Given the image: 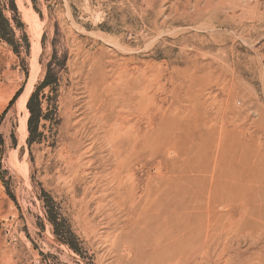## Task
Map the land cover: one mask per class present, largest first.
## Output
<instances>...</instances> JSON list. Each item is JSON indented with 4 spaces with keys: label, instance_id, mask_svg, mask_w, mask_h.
Segmentation results:
<instances>
[{
    "label": "rangeland",
    "instance_id": "1",
    "mask_svg": "<svg viewBox=\"0 0 264 264\" xmlns=\"http://www.w3.org/2000/svg\"><path fill=\"white\" fill-rule=\"evenodd\" d=\"M112 89L128 93V132L157 129L136 146L124 138L119 167L92 110L113 111ZM234 147L264 154V0H0V264H165L163 215L207 207L170 176L199 190L230 179ZM142 205L159 222L129 224ZM257 224L254 239L223 251L218 240L212 252L190 248L192 264H264V213Z\"/></svg>",
    "mask_w": 264,
    "mask_h": 264
},
{
    "label": "bare ground",
    "instance_id": "2",
    "mask_svg": "<svg viewBox=\"0 0 264 264\" xmlns=\"http://www.w3.org/2000/svg\"><path fill=\"white\" fill-rule=\"evenodd\" d=\"M40 40V39H39ZM39 44V43H38ZM123 73V72H122ZM124 83H126L124 81ZM135 86V85H134ZM136 87V86H135ZM126 89V87H125ZM128 89V87H127ZM126 89V90H127ZM134 89V88H132ZM131 89V90H132ZM137 89V88H135ZM134 89V91H135ZM131 90H129L131 92ZM128 91V92H129ZM125 92V91H122ZM137 92V90L135 91ZM134 92V93H135ZM120 92L115 91L114 89L111 90V93L108 95V97L112 96L111 100L112 102L115 103V107L113 109V111L108 114L105 113L104 114V110L103 111V107L102 106H92V110H93V114H94V123L96 124V126H98V129H107L106 131V138H107V143L108 146L110 148V150L112 151V158L114 156V158L116 157V161L118 164V167L121 166V162H122V153L123 150L126 152L127 149H123L124 146V138L128 139V141L130 140L131 142V146L133 145H137V143L144 137L147 139V142H150V140H153L155 138V133L157 132V129L154 131V127L151 126V130H147L148 132H145L143 134V132L141 131L140 128L137 127V124H134V127H132L133 130L129 131L130 129L127 130V127L125 125V122L127 121L125 117H123V108L124 103L123 100H121L120 98H125L127 96V91H126V95L121 96V94H119ZM132 93V92H131ZM140 92H138L137 94H139ZM29 95V94H28ZM130 95V94H129ZM132 95V94H131ZM141 95V94H140ZM133 96H135V94H133ZM128 97V96H127ZM127 97L125 99H127ZM138 96L135 97L134 100H132L131 105L133 106V111L131 112V116L137 117L140 109H141V102L140 99L138 101L137 99ZM92 98V97H90ZM89 98V99H90ZM124 99V101H125ZM121 100V101H120ZM23 101V100H22ZM101 101V100H100ZM99 101V102H100ZM128 101V100H127ZM126 101V102H127ZM117 102V103H116ZM113 103V104H114ZM90 104V101H89ZM100 105H102V101L100 103ZM130 105V104H129ZM130 105V106H131ZM111 106V105H110ZM108 106V107H110ZM116 106H120L122 109L119 110L117 116V121H121L119 124L114 123V124H109L111 120H109V117L112 115H114V110L116 108ZM129 106V107H130ZM128 107V105H127ZM25 108V107H24ZM126 108V107H125ZM110 109V108H109ZM130 109V108H129ZM24 110V109H23ZM26 111V110H25ZM126 111V109H125ZM129 111V110H128ZM110 112V111H109ZM130 112V111H129ZM104 114V115H103ZM116 118V117H115ZM27 119V118H26ZM107 120V121H106ZM150 122V121H149ZM236 122V121H235ZM234 122V123H235ZM27 123V122H26ZM84 123V121H83ZM237 123V122H236ZM98 124V125H97ZM224 124V123H223ZM81 125V124H80ZM85 125V123H84ZM208 125V123H207ZM222 125V124H221ZM233 125V124H231ZM235 125V124H234ZM233 125V127H234ZM205 126V125H204ZM212 126V125H211ZM210 126V127H211ZM227 126V125H226ZM240 126V125H239ZM28 127V125H27ZM177 127V126H176ZM179 127V125H178ZM209 127V128H210ZM217 127V126H215ZM84 128V127H83ZM129 128V127H128ZM149 128V129H150ZM159 129V126L157 127ZM161 128V127H160ZM174 128V127H173ZM204 128V127H203ZM214 128V126H213ZM213 128L210 131H214ZM237 128H239L237 126ZM96 129V128H95ZM162 129V128H161ZM198 129V128H197ZM215 129V128H214ZM217 129V128H216ZM229 129V128H228ZM227 129V130H228ZM160 130V129H159ZM203 130V129H202ZM208 130V129H207ZM240 130V129H239ZM104 131V130H101ZM174 131V130H173ZM209 131V132H210ZM225 131V130H224ZM223 131V132H224ZM232 131V128H231ZM230 130L225 133L228 135V133L230 132L232 135H234ZM234 131V130H233ZM238 131V130H236ZM247 131V130H246ZM246 131H244L246 133ZM94 132V131H93ZM96 132V131H95ZM202 132V131H201ZM206 132V131H205ZM208 132V133H209ZM218 132V131H217ZM220 132V131H219ZM243 132V131H242ZM206 133V134H208ZM229 133V137L231 138V134ZM238 133V132H237ZM174 134V133H173ZM193 134V132H192ZM221 133H219L220 135ZM224 134V133H223ZM222 134V136H223ZM224 134V135H225ZM239 134V133H238ZM250 134V133H249ZM158 135V134H157ZM170 137H171V131H170ZM201 135V134H200ZM226 135V136H227ZM246 135V134H244ZM254 135V134H253ZM250 136V137H253ZM104 136V135H103ZM159 136V135H158ZM168 136V135H167ZM193 136V135H192ZM225 136V137H226ZM169 137V138H170ZM185 137V136H184ZM199 137V135H198ZM201 137V136H200ZM205 137V136H204ZM218 138L221 136H217ZM241 137H243V134H241ZM240 137V138H241ZM249 137V136H248ZM101 138V137H100ZM186 138V137H185ZM189 139V137H187ZM194 137H192L193 140ZM223 137H221L222 139ZM235 138L236 135H235ZM245 138V137H244ZM156 139V138H155ZM205 139V138H204ZM179 140V139H178ZM199 140V139H198ZM202 140V139H201ZM229 140V139H228ZM240 140V139H239ZM127 141V142H128ZM181 141V140H180ZM185 141V139H184ZM196 142V140H194ZM210 141V140H209ZM220 141V140H218ZM223 141V140H222ZM231 141V139H230ZM235 141V140H234ZM145 142V144L147 143ZM182 142V141H181ZM221 142V141H220ZM228 142V141H227ZM238 142V141H237ZM253 142V141H252ZM225 143V142H224ZM230 143V144H229ZM228 144L231 145L232 141L229 142ZM128 144V143H127ZM149 144V143H148ZM148 144H146L148 146ZM196 144V143H195ZM218 144V142L216 143ZM215 144V145H216ZM234 144V143H232ZM255 144V143H254ZM259 144V142H257V145ZM129 145V144H128ZM129 145V146H130ZM150 145V144H149ZM186 145V144H185ZM224 145V144H223ZM227 145V144H226ZM107 146V145H106ZM127 146V145H126ZM144 146V145H143ZM152 146V145H151ZM150 146V147H151ZM217 146H221V145H217ZM238 146V144H237ZM128 147V146H127ZM173 147V144L172 146ZM199 147V146H198ZM126 148V147H124ZM130 148V147H129ZM145 148H147L145 146ZM208 148V147H207ZM218 148V147H217ZM230 148V147H229ZM235 148V147H234ZM243 148V147H242ZM256 148V147H255ZM123 149V150H122ZM153 149V148H152ZM192 149V148H191ZM216 149V148H215ZM221 149V147H220ZM224 149V148H222ZM228 149V148H227ZM103 150V149H102ZM143 150V149H142ZM151 150V149H150ZM186 150V149H185ZM184 150V151H185ZM219 150V148H218ZM230 150V149H228ZM227 150V151H228ZM264 150V148H263ZM154 151V150H153ZM184 158L186 157L185 155H187V151L184 152ZM189 151H191L189 149ZM188 151V153H189ZM214 151V150H213ZM225 150V152H227ZM257 151V150H256ZM262 151V149H261ZM130 152V150H129ZM135 152V151H134ZM155 152V151H154ZM231 152V151H230ZM111 153V152H110ZM133 153V151L131 152ZM205 153V152H204ZM213 153V152H212ZM222 153V151H221ZM224 153V152H223ZM222 153V154H223ZM228 153V152H227ZM179 155V153H177ZM191 154V153H190ZM218 154V153H217ZM220 154V153H219ZM124 155V154H123ZM131 155V154H129ZM134 155V154H133ZM139 155V154H138ZM170 155V154H169ZM206 155V154H205ZM213 155V154H212ZM226 155V154H224ZM223 155V157H225ZM230 155V154H229ZM228 155V156H229ZM126 156V155H124ZM129 157V156H128ZM131 157V156H130ZM129 157V159H130ZM134 158V156H132ZM131 157V159H132ZM136 157V156H135ZM138 157V156H137ZM136 157V158H137ZM180 157L182 158V156L180 155ZM208 157V156H207ZM211 157V156H210ZM217 157V156H216ZM113 158V159H114ZM182 158V159H184ZM188 158V157H187ZM184 159V160H187ZM179 159V157L177 158V160ZM222 159V158H221ZM224 159V158H223ZM216 161L214 162V164L216 163V167L220 166V158H216ZM128 161V160H127ZM180 161H183L180 159ZM224 161V160H223ZM227 161V168H230L232 171L231 177L230 179H222L219 180L218 176L216 175L213 179H211L212 181L210 182L211 184L207 187H203L201 190H199L200 188H197V181L193 178L190 177H186V176H179L177 178H174L172 180V176L174 177V175H172V171L171 168L169 171H171L170 175V186H173L174 188L177 189L178 192H185V193H190L192 195V197L196 198L195 200H198L202 197L206 198L207 200V207L204 209V211L201 214H198L197 210H196V203L192 204V206L189 205V207H184L182 209L183 213L180 215H173L171 214H164L162 217V220L166 221V227L167 225H169L170 228V234L168 235L167 239L162 238V239H158L159 240V244L158 246L161 247L163 250H169L167 252L168 254V258L169 260L166 261L165 264H192V259H191V254L189 251L192 250V254L195 256L196 254H198L199 251H201L203 249V247H210L209 249H211V246L213 243H215L218 240V244H216V248L215 246H212V249H217L219 243L223 246L222 247V251L224 250L223 248H227L228 246H232V245H237L235 243L240 241V239L244 238L245 240L248 238H253V235L255 234V230H258V224H257V218L258 216H262V214L264 213V205L261 204V198L262 195L264 194V190L262 188V185H264V154L261 152H253L250 149H240L238 147H236L235 149H233V151L231 152V156L226 160ZM229 161V162H228ZM126 162V159H125ZM130 161H128L129 163ZM179 162V161H177ZM134 163V162H133ZM172 163V162H170ZM174 163V161H173ZM181 163V162H180ZM179 163V164H180ZM194 163V162H193ZM127 164V163H126ZM177 164V163H176ZM178 164V165H179ZM197 164V163H196ZM224 164V163H223ZM124 165V163H123ZM174 165V164H173ZM204 165V163H203ZM127 165H125L126 167ZM131 166V164H130ZM176 168V165H174ZM180 166V165H179ZM210 166V165H209ZM213 169H215V165H213ZM225 166V165H224ZM223 166V167H224ZM133 167V166H132ZM172 167V166H171ZM180 168V167H178ZM195 168V164H191V162H185L183 161L181 163V168L183 171H192ZM224 168V169H225ZM173 170V169H172ZM176 170V169H175ZM174 170V171H175ZM181 170V172H182ZM205 170V169H203ZM202 170V171H203ZM217 170V169H216ZM123 171V170H122ZM177 171V170H176ZM175 171V172H176ZM201 172V170H200ZM192 173V172H189ZM227 173V172H226ZM230 173V172H229ZM122 174V173H121ZM168 174V171H167ZM177 174V173H176ZM219 174H223V173H219ZM194 175V174H191ZM198 175V174H197ZM203 175V174H201ZM207 175V174H206ZM214 175V173H213ZM228 175V173H227ZM164 176V175H161ZM167 175L165 174V177ZM169 176V175H168ZM167 176V177H168ZM210 176V175H209ZM223 176V175H222ZM220 175V177H222ZM226 175L224 174V177ZM164 177V179H165ZM119 178V177H118ZM199 178V177H198ZM203 178V177H202ZM169 178H167L168 180ZM205 179V178H204ZM207 179V178H206ZM205 179V180H206ZM115 180V179H114ZM163 180V178L161 179ZM166 180V179H165ZM118 181V180H117ZM116 181V182H117ZM169 181V180H168ZM163 182V181H162ZM167 182V181H166ZM119 183V182H118ZM204 183V182H203ZM133 184V183H132ZM161 184V182H160ZM163 184V183H162ZM119 185V184H118ZM122 186V185H121ZM135 187V185H133ZM160 186V185H159ZM134 187H131L132 189ZM151 187V186H150ZM196 187V188H194ZM161 189V187H158V191ZM166 188V187H165ZM118 190V189H117ZM116 190V191H117ZM164 190V189H163ZM174 191V190H173ZM162 192V191H160ZM153 194V192H151ZM160 194V193H159ZM178 194V193H175ZM174 194V195H175ZM151 194L149 193V196ZM155 195V194H154ZM173 195V194H172ZM148 196V199H150ZM177 196V195H176ZM152 197V196H150ZM185 197V196H183ZM155 198V197H153ZM149 200V204L151 203L150 201H152V199ZM157 198V197H156ZM167 199V198H166ZM173 200H176L173 198ZM144 201V199H143ZM154 201V200H153ZM142 202V201H141ZM155 202V201H154ZM157 202V201H156ZM175 202V201H174ZM173 202V203H174ZM172 203V204H173ZM112 204V203H111ZM163 204V203H162ZM201 204V203H200ZM117 205V204H116ZM145 205V204H144ZM142 205V207L139 209V214H137V212L135 211V213L133 214V218L131 217L129 224H133V225H138L140 223V221H144V225H146V220H148L147 222H159V220L157 219L159 214L158 211L156 212V208L154 207H150V206H144ZM184 205V204H183ZM115 206V205H114ZM150 207V208H149ZM159 208V206H157ZM222 207V208H220ZM159 209H162L161 207ZM138 210V209H137ZM162 211V210H161ZM151 214H148V213ZM176 213V212H175ZM137 214V217H134ZM148 216L149 219H146L145 216ZM260 218V217H259ZM121 221V220H120ZM118 222V221H116ZM200 222H203L204 224L201 225ZM118 224V223H117ZM127 224V222H126ZM142 224V223H141ZM143 225V224H142ZM117 226V225H116ZM130 226V225H129ZM128 226V227H129ZM149 227V231H151V226H146ZM263 228V227H262ZM148 231V232H149ZM262 231V230H261ZM264 231V230H263ZM262 231V232H263ZM130 233V232H129ZM216 239V240H215ZM260 239V238H259ZM214 240V241H213ZM244 240V241H245ZM163 242V244H162ZM243 243V240H242ZM247 243V241L245 242ZM244 243V244H245ZM125 244V243H124ZM239 244V243H238ZM241 244V243H240ZM242 244V245H244ZM249 244H252L249 243ZM247 244V245H249ZM246 245V246H247ZM239 246V245H238ZM252 246V245H251ZM236 247V246H235ZM126 248V246H125ZM191 248V250H190ZM158 249V248H157ZM161 249V250H162ZM211 249V252H212ZM220 251L221 248L219 247ZM204 251V249H203ZM216 251V250H215ZM189 253V254H188ZM201 253V252H200ZM210 254V252H208ZM219 252H217L218 254ZM221 253V252H220ZM209 254H206L207 257ZM212 254V253H211ZM215 254V253H214ZM216 254V256H217ZM223 254V252H222ZM221 254V255H222ZM233 254V253H232ZM199 255V254H198ZM213 255V254H212ZM211 255V256H212ZM220 255V254H218ZM192 256V257H194ZM203 257L205 256L204 253L202 255ZM215 256V257H216ZM231 256H234L231 255ZM251 256V255H250ZM249 256V257H250ZM219 257V256H217ZM217 257L215 258V260L217 259ZM202 258V257H201ZM210 258V256H209ZM208 258V259H209ZM239 258V256H238ZM118 259V258H117ZM138 259V258H137ZM207 259V260H208ZM229 259V258H228ZM242 259V258H241ZM248 260L250 258H247ZM194 260V259H193ZM196 260V259H195ZM201 260V259H200ZM199 260V261H200ZM207 260L205 262H207ZM220 260V259H219ZM231 260V259H230ZM140 261V260H139ZM244 261V260H243ZM203 261H201L202 263ZM218 262V259H217ZM220 262V261H219ZM197 263V261H196ZM195 263V264H196ZM208 263V262H207ZM228 263V262H227ZM234 262L232 261V264ZM237 263V262H236ZM205 264V263H204ZM210 264V263H209ZM231 264V262H230ZM240 264V263H239Z\"/></svg>",
    "mask_w": 264,
    "mask_h": 264
},
{
    "label": "trees",
    "instance_id": "3",
    "mask_svg": "<svg viewBox=\"0 0 264 264\" xmlns=\"http://www.w3.org/2000/svg\"><path fill=\"white\" fill-rule=\"evenodd\" d=\"M5 24H6V22H5ZM1 26H3V25H1Z\"/></svg>",
    "mask_w": 264,
    "mask_h": 264
}]
</instances>
